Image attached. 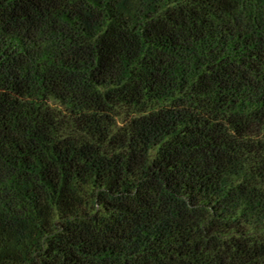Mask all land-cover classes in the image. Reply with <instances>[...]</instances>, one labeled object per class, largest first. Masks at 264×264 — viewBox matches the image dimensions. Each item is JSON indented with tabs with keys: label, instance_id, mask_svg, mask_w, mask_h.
Here are the masks:
<instances>
[{
	"label": "trees",
	"instance_id": "obj_1",
	"mask_svg": "<svg viewBox=\"0 0 264 264\" xmlns=\"http://www.w3.org/2000/svg\"><path fill=\"white\" fill-rule=\"evenodd\" d=\"M0 264H264V0H0Z\"/></svg>",
	"mask_w": 264,
	"mask_h": 264
}]
</instances>
